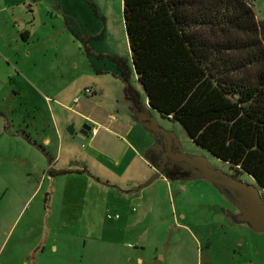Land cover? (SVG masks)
Returning <instances> with one entry per match:
<instances>
[{
    "label": "rangeland",
    "instance_id": "rangeland-1",
    "mask_svg": "<svg viewBox=\"0 0 264 264\" xmlns=\"http://www.w3.org/2000/svg\"><path fill=\"white\" fill-rule=\"evenodd\" d=\"M247 2L257 21H264V0ZM115 59L123 61L129 71L127 86L145 103L131 64L122 0H0V108L15 120L33 106L42 110L43 95L53 103L62 93V102L74 106L73 97L80 99L86 88L91 93L83 95H93V83L103 87V97L116 114H130ZM20 67L22 79L14 71ZM60 112L62 149L48 168L56 179V193L44 202L46 215L51 211L53 219L41 236L44 250L40 246L28 264H264V232L234 223L230 214L236 208L205 179L159 177L142 188V195L132 193L130 185L101 180L103 187L96 185L94 178L87 187L75 174H89L81 162L89 150L66 131L80 124L71 111ZM150 113L176 134L185 152L205 156L211 167L235 174L194 144L177 121ZM132 134L145 156L152 138L139 125ZM24 169L19 143L0 136V264H18L15 258L8 263L5 256L13 249L16 257L22 243L40 238L36 226L28 233L22 229L34 223L24 225L31 208L22 215L5 207L12 206L22 188L35 185ZM237 176L254 183L247 174Z\"/></svg>",
    "mask_w": 264,
    "mask_h": 264
},
{
    "label": "trees",
    "instance_id": "trees-1",
    "mask_svg": "<svg viewBox=\"0 0 264 264\" xmlns=\"http://www.w3.org/2000/svg\"><path fill=\"white\" fill-rule=\"evenodd\" d=\"M122 5L132 68L149 105L234 169L228 174H247L264 191V21L247 0ZM115 60L127 82L128 69ZM125 95L143 108L130 85ZM178 174V166L167 163L162 176Z\"/></svg>",
    "mask_w": 264,
    "mask_h": 264
},
{
    "label": "crops",
    "instance_id": "crops-1",
    "mask_svg": "<svg viewBox=\"0 0 264 264\" xmlns=\"http://www.w3.org/2000/svg\"><path fill=\"white\" fill-rule=\"evenodd\" d=\"M29 32L26 31L27 35H30ZM14 71L20 78L21 73L24 72L22 67L14 68ZM93 84V95L88 96L83 93L77 102H73L74 106H68L62 102V93L55 95V98L59 99L57 98V102L53 103L49 102L47 95H43L42 110L40 106L28 108L20 115V120H15L12 115H6L0 108V136L19 143L20 166L25 168L24 175L33 177L35 182L32 188L26 190L22 188L20 197L13 200L12 206L5 205V207L11 211L19 209L20 213L23 212L22 215L31 208L32 215L29 216L27 222H24V225L33 221L34 223L27 228L23 226L22 229L28 233L33 229L32 226H36L40 230V238L38 237L36 242L22 243L20 241L22 245H20V249H17L19 253L17 251L16 257H13V249H11L5 256V261L8 263L12 261V258H15L18 264H28L31 254L36 258L40 246L41 250H44L46 246L45 239L41 236L43 230L51 228L52 213L49 211L46 215L47 210L44 202H47L50 193L53 198L56 193V179L48 168L53 157V160L57 157L60 158L62 149L61 109H64L65 112L71 111L70 113L76 115L80 124L79 128L75 129L76 131L83 124L89 126L88 135L83 139V144L89 151L83 155L81 162L90 175L75 174V177L83 181L87 187H90L95 179V184L101 186L104 184L99 183V180L120 187L130 185L132 193L142 195L143 187L140 184L155 171L153 165L148 166L146 156L141 151V144L139 145L133 138L132 132L135 130V126L139 125L135 118L126 112L116 114L113 109L114 105L103 97V87L98 83ZM4 98L6 97H2V100H5ZM146 102L147 98L143 105H146ZM131 139L133 142L130 141ZM38 146H41L42 149ZM160 177L166 180L165 177ZM106 186L110 187V185ZM50 201L52 202V196Z\"/></svg>",
    "mask_w": 264,
    "mask_h": 264
},
{
    "label": "water",
    "instance_id": "water-1",
    "mask_svg": "<svg viewBox=\"0 0 264 264\" xmlns=\"http://www.w3.org/2000/svg\"><path fill=\"white\" fill-rule=\"evenodd\" d=\"M127 85V82H124L123 94L125 101L130 103L131 112L136 122L153 140V143L147 148L145 156L147 162L156 166V168L154 173L140 186L145 187L162 176L167 163L177 165L180 174L186 173L182 177L178 174V179L207 180L236 208L237 212L230 214L234 223L245 224L251 230L263 233L264 199L256 180L253 179L254 183L239 180L218 168L211 167L205 156L185 152L176 134L160 126L157 119L151 115L150 110L154 111V109L148 102L140 109L133 100L126 97L125 87ZM66 131L70 136H73L76 143L83 144V139L88 135L89 126L83 124L76 131L72 124L67 127Z\"/></svg>",
    "mask_w": 264,
    "mask_h": 264
},
{
    "label": "built area",
    "instance_id": "built-area-1",
    "mask_svg": "<svg viewBox=\"0 0 264 264\" xmlns=\"http://www.w3.org/2000/svg\"><path fill=\"white\" fill-rule=\"evenodd\" d=\"M83 93L84 94H89V93H91V90H89V89L86 88ZM77 100H78V98H74L73 102L75 103V102H77Z\"/></svg>",
    "mask_w": 264,
    "mask_h": 264
},
{
    "label": "flooded vegetation",
    "instance_id": "flooded-vegetation-1",
    "mask_svg": "<svg viewBox=\"0 0 264 264\" xmlns=\"http://www.w3.org/2000/svg\"><path fill=\"white\" fill-rule=\"evenodd\" d=\"M131 107V106H130ZM140 109H142V108H140ZM131 110V109H130ZM132 113V112H131ZM160 161L158 160V163H159Z\"/></svg>",
    "mask_w": 264,
    "mask_h": 264
}]
</instances>
